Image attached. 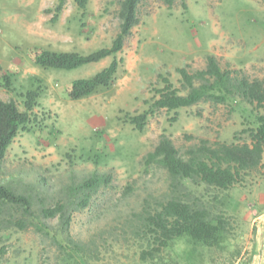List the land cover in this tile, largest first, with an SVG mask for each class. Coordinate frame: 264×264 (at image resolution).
<instances>
[{"label":"rangeland","instance_id":"rangeland-1","mask_svg":"<svg viewBox=\"0 0 264 264\" xmlns=\"http://www.w3.org/2000/svg\"><path fill=\"white\" fill-rule=\"evenodd\" d=\"M119 1L88 0L82 11L74 0H65L54 18L58 0H0V76L15 73L11 89L0 87V98H13L23 110L21 94L40 89L33 108L36 120L7 148L0 182L14 178L19 184L32 183L41 198L55 200L63 186L91 171L108 173L107 186L71 215L70 235L100 244L99 258L86 264H143L137 242L123 235L122 226L145 199L153 204L169 191L165 169L144 162L161 134L183 157L203 140L209 145L248 142L242 130L253 125V107L237 97L155 109L143 129H135L128 117L144 112L158 97L157 89L164 85L160 75L183 94L176 68L202 69L212 54L233 75L264 80V0H172L171 5L140 0L138 24L114 56L68 70L32 62L28 50L33 46L81 54L110 46L119 29ZM113 57L118 66L109 87L79 99L66 96L72 80L92 76ZM204 190L196 187L197 194ZM214 194V208L227 216L230 232L224 249H206L196 264H264V152L260 166L238 183L228 190L211 188L204 197ZM56 222L46 220L50 234ZM184 247L176 241L163 251L159 264L170 258L186 264L177 256ZM66 258L60 257L49 236L31 227L0 232V264L77 262Z\"/></svg>","mask_w":264,"mask_h":264},{"label":"trees","instance_id":"trees-1","mask_svg":"<svg viewBox=\"0 0 264 264\" xmlns=\"http://www.w3.org/2000/svg\"><path fill=\"white\" fill-rule=\"evenodd\" d=\"M65 0H58L55 16L61 11ZM171 5L172 0H165ZM78 9L84 11L88 0H74ZM140 0H120L118 8L119 29L110 46L102 47L87 54L73 51H51L33 46L28 50L32 62L42 68L74 69L96 63L119 52L131 29L138 24L137 5ZM118 61L110 63L90 77L77 78L66 89L69 99H79L110 86ZM180 89L160 75L164 85L157 89L158 97L142 113L128 117L135 129L141 131L149 113L155 109L176 110L189 107L200 101L223 103L230 98H239L253 108L252 126L243 129L248 142H216L209 145L203 140L189 148L186 156L179 154L172 140L161 134L153 149L146 153L144 162L155 163L165 169L168 176V193L163 200L148 199L138 211H134L123 223V235L137 242L138 261L143 264H159L163 251L171 250L181 240L185 247L177 254L186 264L201 263L207 249H224L230 232L227 216L215 210L214 194L206 199L204 193L211 188L228 190L261 164L264 152V80H249L246 76H235L233 71L220 67L216 57L209 54L202 69L189 72L178 67ZM14 72L0 76V87L11 89ZM40 89H27L23 97V110L15 100L0 98V162L7 148L20 131H30L36 117L33 108L37 106ZM259 108L263 111H259ZM110 175L106 172L91 171L79 181H72L57 193V199L46 200L39 196L35 184H19L14 178L0 182V232L23 231L31 227L47 235L54 243L62 259L77 260L75 264H86L97 260L100 244L94 240L83 242L70 235L69 226L74 211L86 208L93 193L107 186ZM188 181L190 184H183ZM37 184V183H36ZM192 185L193 189L190 188ZM204 191L196 193V187ZM59 194V195H58ZM213 200V201H212ZM56 218L55 230L50 234L46 220ZM127 236V237H128ZM128 237V238H129ZM238 254V250L235 252ZM166 264H180L172 260Z\"/></svg>","mask_w":264,"mask_h":264}]
</instances>
